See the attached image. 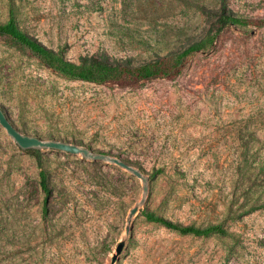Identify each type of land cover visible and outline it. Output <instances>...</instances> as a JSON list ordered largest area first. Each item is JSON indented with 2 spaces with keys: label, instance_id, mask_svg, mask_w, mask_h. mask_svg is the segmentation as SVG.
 <instances>
[{
  "label": "rangeland",
  "instance_id": "obj_1",
  "mask_svg": "<svg viewBox=\"0 0 264 264\" xmlns=\"http://www.w3.org/2000/svg\"><path fill=\"white\" fill-rule=\"evenodd\" d=\"M223 8L246 23L218 25ZM11 9L73 63L138 66L212 41L173 79L109 88L60 78L0 37V107L16 129L147 178L143 195L108 160L41 149L43 210L40 169L0 126V264H264V0H0V23ZM143 212L226 234H181Z\"/></svg>",
  "mask_w": 264,
  "mask_h": 264
},
{
  "label": "trees",
  "instance_id": "obj_2",
  "mask_svg": "<svg viewBox=\"0 0 264 264\" xmlns=\"http://www.w3.org/2000/svg\"><path fill=\"white\" fill-rule=\"evenodd\" d=\"M207 14H213L210 10H203ZM246 19L233 15L223 8L222 12L215 13V21L218 25L225 24H244ZM258 26H264V19L255 20ZM7 37L13 42L29 50L38 57L48 69L56 76L70 80L94 83L104 87H134L141 83H148L156 79H173L187 65L189 57L194 52L199 51L206 42H211V34L200 40H192L187 46L178 51L171 57L157 58L154 61L145 62L142 65L134 66L130 63L110 62L102 57L85 56L79 58L78 63L66 60L52 49H48L30 37L26 32L20 29L15 18V13L11 9L9 18L5 23H0V37ZM26 154L32 156L40 169V188L45 193L43 200V210L47 208L48 187L46 183V171L43 169V156L40 150H25ZM148 222L162 223L166 227L178 231L181 234H192L195 236H209L217 233L226 234V231L220 225H210L205 228H197L192 225H182L171 223L162 217L150 212H143Z\"/></svg>",
  "mask_w": 264,
  "mask_h": 264
},
{
  "label": "water",
  "instance_id": "obj_3",
  "mask_svg": "<svg viewBox=\"0 0 264 264\" xmlns=\"http://www.w3.org/2000/svg\"><path fill=\"white\" fill-rule=\"evenodd\" d=\"M0 126L5 130L6 134L15 142V144L23 151L25 150H41V149H49V150H56L61 151L73 155H81L85 159H90L93 161L96 160H108L121 168L129 171L132 173L136 178L141 180L142 182V192L143 195L147 192V178L143 176L137 169L124 164L123 162L107 158L101 154H94L92 151L85 147H81L75 143H70L68 141L63 140H43L38 136H29L26 134H22L18 129H16L12 123L8 120L5 113L0 107ZM143 201V200H142ZM141 201V203H142ZM138 212L137 207H133L130 209L127 224L129 225L131 222V218ZM129 226L126 227V232H128ZM124 244L120 243L116 248V254H120L123 249Z\"/></svg>",
  "mask_w": 264,
  "mask_h": 264
}]
</instances>
